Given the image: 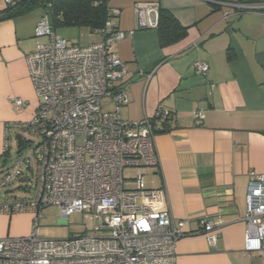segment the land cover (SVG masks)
<instances>
[{
	"label": "built area",
	"instance_id": "1",
	"mask_svg": "<svg viewBox=\"0 0 264 264\" xmlns=\"http://www.w3.org/2000/svg\"><path fill=\"white\" fill-rule=\"evenodd\" d=\"M220 4L238 13L264 12V0ZM134 10L135 30H120V10L112 7L110 19L91 32L102 39L88 45L60 36L49 11L37 22L36 48L27 55V64L39 106L30 121L7 126L2 152L7 161L9 127L40 137L33 147L36 196L3 198L7 187L29 179L27 173L33 170L30 156L22 151L0 174V214H31L32 230L26 236L0 238V264H176L177 242L192 234L185 231V221L174 218L164 189L145 187V169L159 166L155 123L121 116L129 101L121 85L127 69L114 43L139 29H157L160 21L155 2L135 3ZM195 68L198 73L209 70L203 63ZM11 101L17 111L27 106L20 97ZM170 115L160 105L154 118L164 123ZM196 117L200 122L199 112ZM129 168L132 176L125 175ZM49 205L57 206L64 219L76 212L89 216L93 229L65 239L42 237L41 211ZM244 219V250L264 256V173H250ZM200 227L218 248L215 222L204 217Z\"/></svg>",
	"mask_w": 264,
	"mask_h": 264
},
{
	"label": "crops",
	"instance_id": "2",
	"mask_svg": "<svg viewBox=\"0 0 264 264\" xmlns=\"http://www.w3.org/2000/svg\"><path fill=\"white\" fill-rule=\"evenodd\" d=\"M138 2L171 10L188 28L164 47L157 29H139L114 43L127 69L122 118H149L159 130L158 107L171 113L164 125L170 130L156 132L159 166L145 171V185L164 189L174 218L192 233L177 242L176 264H264L262 254L244 250L250 173H264V12L238 13L209 0H109L120 10V30L136 29ZM7 6L0 0V13ZM43 13L40 7L0 20V159L7 126L30 121L39 106L27 55L36 48ZM196 63L209 70L198 73ZM14 97L27 101L22 111ZM204 217L218 227V248L199 232ZM19 218L0 214V238L11 228L16 236L29 234V228L20 230Z\"/></svg>",
	"mask_w": 264,
	"mask_h": 264
},
{
	"label": "rangeland",
	"instance_id": "3",
	"mask_svg": "<svg viewBox=\"0 0 264 264\" xmlns=\"http://www.w3.org/2000/svg\"><path fill=\"white\" fill-rule=\"evenodd\" d=\"M57 33L68 39L70 42L78 43L80 45H88L95 41L99 35L92 34L90 29L87 27H58ZM17 133H20L25 140H27L26 146L23 148L22 152L25 156H30L32 161L33 170L27 173L29 179L23 181H17L12 186L7 187L6 189H11L14 192L3 191V198L7 196H17L18 198H34L37 192L36 186V174L38 172L37 163L35 159V154L33 147L35 143L40 141V137L27 132L25 129L19 127H9V143L11 145L10 153L7 161H4L3 158L0 159V174H3V170L11 164L15 156H17L19 151ZM7 166L5 167V165ZM149 168L145 171L149 172ZM133 169H126L125 175L132 176ZM26 187L30 188V192L25 191ZM145 187H151L145 185ZM42 218L40 220V233L41 236L47 239H65L71 236H78L89 232L93 229L94 223L89 218V216L84 215L83 213L76 212L67 219L62 217L61 211L57 206L49 205L42 209L41 211ZM20 230H25L29 228V233L32 230V215L28 213L18 214ZM14 228H11L10 235L11 237H18L14 235ZM6 237V236H4ZM2 237V238H4Z\"/></svg>",
	"mask_w": 264,
	"mask_h": 264
},
{
	"label": "trees",
	"instance_id": "4",
	"mask_svg": "<svg viewBox=\"0 0 264 264\" xmlns=\"http://www.w3.org/2000/svg\"><path fill=\"white\" fill-rule=\"evenodd\" d=\"M40 7L44 12H50L56 29L58 27H87L91 32L102 27L110 19L112 8L109 6V0H16L14 5H8L0 14L4 16V19L13 18ZM159 20L157 31L162 47L176 43L186 36L188 28L180 23L171 10L160 7ZM167 122L168 120L163 123V128L156 132L170 130L164 127ZM16 135L19 153L26 146L27 140L20 133Z\"/></svg>",
	"mask_w": 264,
	"mask_h": 264
},
{
	"label": "water",
	"instance_id": "5",
	"mask_svg": "<svg viewBox=\"0 0 264 264\" xmlns=\"http://www.w3.org/2000/svg\"><path fill=\"white\" fill-rule=\"evenodd\" d=\"M209 1H210V2H213V3L215 2V3L218 4V5H221V4H220L221 1H219V0H215V1L209 0ZM3 19H4V16H3V15H0V20H3Z\"/></svg>",
	"mask_w": 264,
	"mask_h": 264
}]
</instances>
